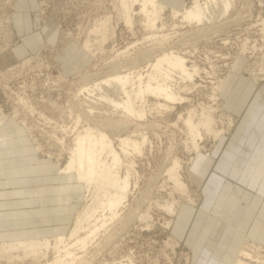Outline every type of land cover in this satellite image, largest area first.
Instances as JSON below:
<instances>
[{
	"label": "rangeland",
	"instance_id": "obj_1",
	"mask_svg": "<svg viewBox=\"0 0 264 264\" xmlns=\"http://www.w3.org/2000/svg\"><path fill=\"white\" fill-rule=\"evenodd\" d=\"M113 1L0 0V51H6L1 52L3 56L0 54V129L3 135L14 138V145L6 147V153H11L0 157V239L25 235L52 238L66 234L75 214L87 201L84 184L73 173L62 170L72 136L67 132L72 120L67 108L69 93L82 81L84 70L99 71L102 65V69L108 65L115 49L128 48L117 59L143 65V55L136 53L151 45L149 40L142 41L144 30L139 23L130 27L117 19L114 7L117 0L112 4ZM162 1L166 4L162 13L163 32L168 34L164 43L180 53L184 50L181 54L191 60L187 65L193 62L199 70L193 79L175 83L184 96L182 100L156 107L154 98H149L146 115L132 120L135 123L128 121V130L119 132L125 136L139 127L134 132L136 135L131 136L140 139L139 132L146 136L141 152L130 155L134 165L128 196L118 215L88 242L84 253H79L92 264L129 260L133 264H196L200 252L208 245L229 264L232 250L209 245L207 240L209 231L216 237L221 234L224 221L230 218L237 219L240 230L228 229L232 235L227 239L228 244L237 248L242 240L253 241L260 246L258 255L264 257V95L259 89L264 85V34L259 24L264 17V0H235L229 15L233 20L221 25L209 40L204 35L193 38L185 35L192 30L188 25L172 26L171 21L176 19L171 18L170 8L182 9L191 0ZM26 3L30 13L36 12V22L29 32L39 35L23 48V39L15 30L18 23L13 24L12 16L6 22V17L9 11L19 10ZM98 15L109 16L113 33H109L103 48L92 55L79 46L75 48L76 38L68 35L83 39L86 28ZM137 18L139 15H135L134 19ZM42 19H52L58 28L46 35ZM19 46L24 51L16 56L12 49ZM26 57L29 63L21 65ZM58 75L62 78L58 79ZM253 76L258 78L255 84ZM223 77L227 78L225 88L219 91L217 84ZM258 93L261 102L255 99ZM19 97L26 103H20ZM211 108L214 124L225 131L217 139L202 131L197 138L201 148L196 153L184 119L188 114L197 118L202 110ZM104 113L101 118L107 117ZM228 116L233 123L227 128ZM243 119L250 123L246 142L238 139L241 131L244 132ZM106 131L117 146V136ZM236 141L241 146H236ZM215 146L219 149L209 167H199L200 156L211 153ZM0 153L4 154L1 150ZM175 158L183 190L176 188L168 176L167 169ZM219 165H227V170L219 169ZM239 172L246 180L238 176ZM213 174L217 177H212ZM230 183L235 195L226 194L230 192L227 186ZM37 185L47 187L44 197L37 195ZM244 190L251 193L246 202L251 216L243 214L247 206L239 198ZM232 196L239 204L236 213L229 208L226 211L215 208ZM206 200H215L216 205L209 207ZM164 203L171 204L172 211ZM142 213H147L146 219L139 217ZM47 253L40 261L52 258V251ZM12 256L9 259L0 255V264L34 262L30 257L21 260Z\"/></svg>",
	"mask_w": 264,
	"mask_h": 264
},
{
	"label": "bare ground",
	"instance_id": "obj_2",
	"mask_svg": "<svg viewBox=\"0 0 264 264\" xmlns=\"http://www.w3.org/2000/svg\"><path fill=\"white\" fill-rule=\"evenodd\" d=\"M115 2L116 0L112 4ZM114 7L117 19H121L130 27L135 23L141 25V30H144L142 41L149 40L151 45L148 44L149 47L141 48L140 53L135 52L143 55L145 64H141L142 66L134 63L127 64L130 60L125 62V59L124 61H121V58L117 59L122 54H126L128 48L115 49V53L110 59L112 61H108L110 63L105 66L106 70H103L105 67L102 69L103 65L102 70L99 69V71L84 70L81 76L82 81L69 93L70 99L68 98L67 108L72 120L67 132H70L69 135L72 136L62 170L67 174L73 173L76 180L84 184L88 192L87 201H89H86L75 214L72 226L66 234L60 233L52 238L27 237L1 240V256L12 259L14 254L15 258L21 260L24 257H30L34 261L33 264H92L90 260L82 259L83 254L79 252L84 253L88 242L95 238L112 218L118 215V210L123 206L129 192L130 175L134 165L130 155L133 152L140 153L146 140V136L142 132L137 133L140 134V139L131 136L136 135L134 132L139 130V127L130 130L133 134L125 136H121L119 132L125 131L128 121L134 122L132 120L141 119L146 115L149 98H154L156 107H165L168 103L182 100L184 96L180 94L175 83L193 79L194 74L199 70V67L193 62L187 65V61L191 60L183 55L184 50L181 54L180 51L170 49V45L165 44L168 34L163 32L165 22L162 13L166 4L162 0H117ZM234 7L235 0H191L182 9L170 8L171 18L176 19L171 21L172 26L188 25L192 30L190 29L191 31L185 35H189L191 38L204 35L209 40L212 36L215 37L214 35L218 33L221 25L233 20L229 15ZM12 11L7 13L6 22L10 21ZM135 15H139V18L134 19ZM235 15L237 18L240 17V11ZM42 21L48 27L46 29L48 34L58 28L52 19H42ZM259 24L262 25L261 31L264 34V17L260 18ZM79 26L80 24L76 28ZM111 32L113 33V28L109 26V16L98 15L86 28L83 39L77 40L76 35L69 34L68 36L76 38L75 48L79 46L81 50L93 55L97 50L103 48ZM4 51L5 49L1 50L0 54ZM128 58L132 57L128 56ZM25 63H29V57H26L20 64L24 65ZM58 77L60 79L62 75H58ZM226 80V77L220 78L217 84L219 91L224 90ZM257 80L258 78L253 76V84L257 83ZM259 89L264 95V85H261ZM48 98L50 100V97ZM18 100L22 104L26 103L22 97H19ZM100 108L102 109L99 110ZM95 111L99 112L94 113ZM104 112L108 115L101 118ZM114 115L117 118H114ZM43 117H45L44 114ZM184 122L192 139V149L196 153L201 148L197 138L201 137L202 131L209 133L213 139L219 138L225 131L214 124L212 108L211 110H202L197 118L188 114ZM232 123V117L228 116L227 128ZM63 127L61 128L63 129ZM106 129L117 136V146L114 145ZM8 138L10 139L8 140ZM13 140L14 138L11 136L3 135L2 129H0V150L2 153H6L7 145H14ZM241 144L240 141H236V146L239 147ZM218 149L219 146H215L211 153L206 152L200 156L199 167L207 169L214 160ZM123 157L125 158L123 159ZM177 167L178 160L175 158L167 169L168 176L174 181L176 188L183 190L184 184L179 180ZM122 168L124 169L122 170ZM219 169L226 171L227 165H219ZM212 177L217 176L213 174ZM218 178L221 183V178ZM257 198L261 200V197ZM205 204L209 207L216 205L215 200L214 202L206 200ZM256 204L254 203L255 206ZM238 205L237 199L232 196L226 198L222 204L215 208L222 211L229 208L232 213H236ZM163 206L168 211H172L171 204L164 203ZM240 209L242 211L244 206L242 205ZM147 216V213L139 214L141 219H146ZM235 220L237 221V219L228 218V221H224L223 224L234 231H239ZM225 236V231H222L217 237L215 233H212L207 243L213 242L221 249H226L227 244L223 242ZM259 248L260 246L253 241L246 240L244 242L242 240L239 247L232 248L233 258L229 264H264V257L258 255ZM50 250L53 253L52 258L40 261V258H45ZM100 264L133 263L129 260L126 263L112 261ZM196 264L226 263L207 245L200 252Z\"/></svg>",
	"mask_w": 264,
	"mask_h": 264
},
{
	"label": "crops",
	"instance_id": "obj_3",
	"mask_svg": "<svg viewBox=\"0 0 264 264\" xmlns=\"http://www.w3.org/2000/svg\"><path fill=\"white\" fill-rule=\"evenodd\" d=\"M35 0H32V2H34ZM27 2V1H26ZM21 9V10H20ZM19 10H15V9H13V11H12V13H11V16H12V19H11V21H13V24H15L16 25V23H18V28H15V30H16V32H17V34H19L21 37H22V45H23V48H25L24 46L26 45L25 43H29V42H32L33 40H34V38H35V36H36V34L37 35H39V33L37 32V33H30L29 32V29H31V26L36 22V12H34V14H32V13H30V9L28 8V5H27V3L25 4V6H23V7H21ZM25 11H24V10ZM31 15H34V17H32ZM11 16H10V18H11ZM43 22V21H42ZM44 23V22H43ZM45 24V26H46V29H48V27H47V25H46V23H44ZM14 25V26H15ZM45 34L46 35H49L48 34V32H47V30H46V32H45ZM18 45H20V44H18ZM17 46V45H16ZM18 48H20V51H17V49ZM22 48V46H19V47H17L16 49L15 48H13L12 50L14 51V54L16 55V56H18V55H20V54H22L23 53V51H24V49ZM6 52V51H5ZM10 54V53H9ZM4 55V53H2L1 54V56H3ZM258 95V98H255V99H257V100H259L260 101V97H259V93L257 94ZM261 102V101H260ZM254 105H251V107H253ZM251 107H250V109H251ZM242 123H243V133H242V131H241V135H240V137L238 138V139H240V140H243V141H245V136H246V130L247 131H249V129H250V126H249V121L247 120V119H243L242 120ZM4 127V126H3ZM2 128V127H1ZM4 129V128H3ZM246 142V141H245ZM10 151H8L7 153H9ZM6 153V154H7ZM11 153V152H10ZM6 154H1L0 153V157H2V156H5ZM233 166V164L231 165V167ZM230 170V169H229ZM252 171V170H251ZM251 171L249 172V171H247L248 172V174H251ZM230 172H233L232 173V175L233 174H235L234 173V171H232V170H230ZM237 173V172H236ZM239 175V177H241L242 178V180L244 181V180H246V176L244 175V174H242L241 172H239L238 173ZM231 183L230 184H228L227 186H228V190L230 191V192H228V193H226V194H234L233 193V191L231 190ZM35 189L37 190V195L38 196H42V197H44L45 195V192H47V187L45 186V185H37L36 187H35ZM223 189H225V188H223ZM42 190H45L44 192L42 191ZM235 195V194H234ZM250 195H251V193H250V191H248V190H244L243 192H242V197L241 198H239L240 200H241V202L242 203H244L246 206H247V208H246V211L243 213V214H245V213H247V214H249V216H251V209L249 208V206L246 204V202L247 201H249V199H250ZM259 197H261V201L263 200L262 199V196L261 195H258ZM260 209V208H259ZM259 209H258V211H259ZM232 217H234V215H232ZM228 229H230V228H228V227H224L222 230H221V232L222 231H225V234H226V236H225V239H224V243H226L227 244V247H226V249H228V250H232V248L233 247H235L234 245H229L228 244V242H227V239L228 238H231L230 236H232L231 235V233L229 234L228 233ZM230 230H232V229H230ZM234 232V231H233ZM213 232H211V231H209V237H210V235L212 234ZM219 235V234H218ZM27 237H37V236H31V235H25V236H22V237H15V238H11V239H16V238H27ZM11 239H0V240H11ZM213 243V242H212ZM208 244V243H207ZM214 244V246L215 247H218L215 243H213ZM210 245V244H209Z\"/></svg>",
	"mask_w": 264,
	"mask_h": 264
}]
</instances>
